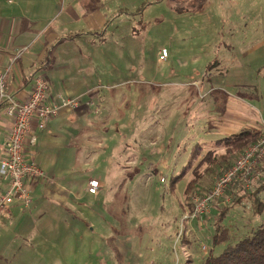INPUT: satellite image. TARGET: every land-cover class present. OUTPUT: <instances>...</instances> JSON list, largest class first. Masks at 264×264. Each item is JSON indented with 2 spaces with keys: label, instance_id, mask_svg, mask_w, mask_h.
<instances>
[{
  "label": "rangeland",
  "instance_id": "rangeland-1",
  "mask_svg": "<svg viewBox=\"0 0 264 264\" xmlns=\"http://www.w3.org/2000/svg\"><path fill=\"white\" fill-rule=\"evenodd\" d=\"M52 1L59 8L67 2ZM86 4L88 23L74 28L84 34L62 49L75 60L74 78L89 73L103 81L101 98L76 127L44 145L48 156L41 149L38 163L63 197L38 198L46 202L34 217L22 207L9 218L0 215V264H205L226 246L214 248L213 238L219 209L233 203L229 188L243 198L221 222L230 243L264 224V209L255 214L248 195L262 186L264 201V161L238 179L242 186L233 183L223 201L191 216L192 197L212 191L217 177L256 145L219 162L217 141L241 131L226 113L230 101L264 120V0ZM211 151L215 164L205 159ZM93 179L97 195L87 192Z\"/></svg>",
  "mask_w": 264,
  "mask_h": 264
},
{
  "label": "crops",
  "instance_id": "crops-1",
  "mask_svg": "<svg viewBox=\"0 0 264 264\" xmlns=\"http://www.w3.org/2000/svg\"><path fill=\"white\" fill-rule=\"evenodd\" d=\"M84 1L67 0L66 6L59 8L52 0H0V70L9 68L10 58L18 50L23 49L22 56L12 66L8 77L12 96L17 101H26L32 92L35 78L44 76L50 83L48 93L50 103L59 104L66 99L74 98H80L82 101L77 109L63 110L58 117L51 119L43 130H39L34 125L32 136H35L37 141L35 144H27L26 155L46 173L47 171L38 163L39 158H44L40 154L41 149L44 148L48 156L50 152L44 145L51 143L52 139H60L57 136H60L59 134L67 128L76 127L79 118L91 114V107H94L97 100L101 98L99 90L103 88V81L92 79L89 73L86 76L74 78V74L71 73L75 60L65 58L67 49H62L66 42L75 36L74 34L76 36L84 34L79 30L74 32L75 26H82L84 23L87 25L89 21L90 12L87 4L84 6ZM240 102L230 101L226 112L231 117V121L238 124L237 129H255L263 132L264 120L262 118L257 120L255 115H250L248 108ZM5 108V104L1 103L0 168L2 160L6 157L5 144L12 130V121L7 116ZM244 123H249L251 126L246 128ZM40 141L42 145H39ZM49 180L47 176V180L31 184L34 198V204L29 209L31 216L37 215L40 204L46 202L38 198L44 197L47 202H50L63 197V192L52 189L54 184L49 185ZM47 183L48 186H46ZM238 183L235 185L240 186ZM8 185V180L0 174V196L7 190ZM44 186H46L45 191ZM50 203L48 205L53 206ZM61 206L66 207L65 204ZM17 207L21 206L13 205L7 213L0 211V215L4 219L9 218L14 213L13 209ZM51 209L52 207L50 211Z\"/></svg>",
  "mask_w": 264,
  "mask_h": 264
},
{
  "label": "built area",
  "instance_id": "built-area-1",
  "mask_svg": "<svg viewBox=\"0 0 264 264\" xmlns=\"http://www.w3.org/2000/svg\"><path fill=\"white\" fill-rule=\"evenodd\" d=\"M23 49L18 50L10 58V67L0 70V104H5V112L12 121V130L5 144L6 157L1 162L0 174L9 182L7 190L0 196V211L9 212L13 205H20L28 211L34 204L32 183L47 180L44 170L27 158V144H35L37 139L32 136L33 127L45 129L47 123L60 115L63 110L77 109L81 105L80 98L66 99L59 104L48 101L50 83L44 76H37L32 92L26 101H17L9 90L8 77L12 66L22 56ZM169 53L166 49L160 51V60L166 61ZM259 143L247 149L235 161L232 167L218 176L212 191L206 196L195 194L193 198L192 218L203 216L217 199H223L228 187L236 179L252 173L254 165L264 161V130ZM246 187L251 189L250 180ZM167 179L163 178L162 183ZM89 194L96 195L100 189L98 180H90ZM225 202H229L226 200ZM214 204V203H213Z\"/></svg>",
  "mask_w": 264,
  "mask_h": 264
},
{
  "label": "trees",
  "instance_id": "trees-1",
  "mask_svg": "<svg viewBox=\"0 0 264 264\" xmlns=\"http://www.w3.org/2000/svg\"><path fill=\"white\" fill-rule=\"evenodd\" d=\"M260 135L261 132L259 130L244 129L237 134L218 140L216 146L223 150L222 153L219 155V162L221 161L222 163H229L234 156H237L238 154L243 152L244 149H246L248 146L257 143L259 141ZM212 155L213 152L211 151L206 155L205 159L209 161L210 164H215L216 158L212 160ZM205 159L204 161H201L202 164L206 162ZM190 167L185 168L184 172H182L178 176L176 174V176L178 178H181L187 175L190 169L193 168V164ZM230 167H228L227 170H229ZM227 170H225L223 173H225ZM194 172L197 173V170L195 169ZM176 176H173V183L176 182ZM241 178L242 177L238 179ZM238 179H236L237 181L233 183L235 184L239 182ZM189 184L190 185H188L187 192L191 196L193 194L194 188L197 185V180L194 178L189 182ZM240 186H242V183L240 184ZM262 190L263 189L261 186L259 187V189L249 191L248 193V195L252 199V205L253 208H255V214L261 213L264 209V201H262L258 195ZM227 193L234 197L233 203L228 204L230 201L228 203L226 202L225 206L220 209L221 213L219 214V219L216 222V230L213 238L214 248H219L223 245L226 246H224V248L221 249L222 252L217 255L211 252L210 256L207 257V259L205 260V264H264V224L256 228L251 234V236L242 238L236 243H230V230L225 227L221 222L224 220L229 210H231L230 208L234 206L233 204L242 203L243 198L241 196L237 198L238 191L236 190V188H234V186L229 188ZM201 196L204 197L206 195ZM225 197L226 196H224V198ZM223 199H219V201H223Z\"/></svg>",
  "mask_w": 264,
  "mask_h": 264
}]
</instances>
